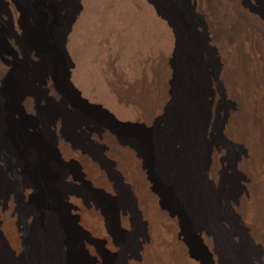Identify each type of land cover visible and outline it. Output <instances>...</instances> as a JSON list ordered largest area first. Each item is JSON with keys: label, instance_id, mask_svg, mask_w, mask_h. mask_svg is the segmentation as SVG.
<instances>
[{"label": "bare ground", "instance_id": "6f19581e", "mask_svg": "<svg viewBox=\"0 0 264 264\" xmlns=\"http://www.w3.org/2000/svg\"><path fill=\"white\" fill-rule=\"evenodd\" d=\"M38 1L29 14L30 21L39 24L35 30L23 26L26 20L24 7L16 1L11 4L13 20L17 29L21 28L29 35L28 54L33 58L47 63L55 53L63 56L61 90L69 101L73 102L70 91L80 94L75 87L83 80L91 90L95 89L108 99L118 116L133 117L147 127L162 121L170 130V136L163 144L155 143V140L152 143L145 130L136 138L105 134L107 156L120 179L117 180L127 184L132 192L130 199L116 205L110 217L123 229L133 228L135 236L130 240L129 251L124 250L121 256L104 263L155 264V256L161 250L169 258L173 257L175 264H199L191 260L186 245L189 230L183 221L185 217L192 223L190 229L201 236L209 251L218 252L224 264H238L245 248L258 251L255 257L264 264V54L257 41L246 42L236 23L227 26L223 0H190L194 6L189 0H179L191 14L195 7L205 18L202 21L197 16L194 27L207 34L205 50L189 39L191 29L185 27L173 0H130L128 9L141 11L149 19L151 31H155L161 41L157 54L142 59L134 57L139 73L133 81L129 77L130 71L122 73L117 68L118 59H121L118 51L124 38L130 35V28L119 22V11L117 16L109 18L106 26L112 49L118 51L106 52L103 61H98L99 66L90 56L89 70L86 75H81L83 70L81 72L78 64H73L69 58L75 46L71 33L73 30L78 32L83 22H91V0H68L69 9L63 14L58 9L60 0H49L47 4L44 0ZM232 1L236 10L248 7L246 0ZM94 2L102 3L101 0ZM106 3L101 7L106 14L111 13L114 1ZM43 9L53 15V21L51 17L48 20ZM250 18L264 29V12ZM207 54L213 57L211 63L205 59ZM126 64L131 65L129 61ZM72 68H75L73 72ZM7 72V69L2 73L0 70V81L5 78L7 82L0 103V162L9 167V177L15 182L13 194L27 203V208L19 218L13 196L6 191L9 178L0 168V228L5 234L4 237L0 231V264H74L76 258L83 264H95L91 256L97 253L90 246L94 239L84 228L104 237L106 247L112 250H115L114 242L120 247L123 243L115 233L114 242L108 236L109 218L101 203L97 201L91 207L89 199H79L62 191L64 180L71 179L61 171L65 166L63 158L82 159L84 168L93 172L98 180L96 185L103 190L109 192L118 186L109 182L102 166L82 156L74 145L65 143L70 138L62 127L64 115H54L51 120L55 134L49 146L31 135L25 125L16 123L14 116L24 109L30 111L32 107L29 98L32 85L26 72L17 74L10 81ZM37 79L46 89L54 75L46 71L37 75ZM223 83L228 102L220 108ZM220 111L219 122L215 123ZM212 130L218 137L209 142ZM230 142L237 145L238 152L228 161L227 168L243 181V184L238 181L231 190L219 178L225 147ZM26 163L36 167L34 176H26ZM55 168L61 174L53 173ZM162 183L173 188V198L182 211L172 207ZM36 198L40 199L39 204L33 202Z\"/></svg>", "mask_w": 264, "mask_h": 264}, {"label": "rangeland", "instance_id": "374dc122", "mask_svg": "<svg viewBox=\"0 0 264 264\" xmlns=\"http://www.w3.org/2000/svg\"><path fill=\"white\" fill-rule=\"evenodd\" d=\"M13 1L18 2L20 5L24 7L26 20L24 19L23 26L26 29H31V30H35L39 26V24L34 23V22L32 23V21H30V18H29L30 8L36 7L40 1L38 0H0V70H1V73L4 69H7L8 70L7 78H9V81H10L13 79L12 77H15L17 74L26 72L29 75L28 80L30 84L32 85V93L29 94V98L31 97L30 98L32 101L31 109L33 108L32 109L33 111H31V109L30 111H27V110L25 111L24 109L23 112L20 111V114L15 115L14 119L16 123L25 125L27 128V131L31 135H36L39 141L43 142L44 145L49 146L51 144V138L53 134H55L54 128H52V125H51V122H52L51 120L54 115H59V114L64 115L65 120L63 121L62 127L65 130V132L69 135V138H70V140L65 141V143L71 146L74 145L75 147L78 148L77 151L82 152V156L89 158L93 163L97 164L98 166L100 167L102 166L105 169V170L103 169L102 171H104L107 174L109 182L111 184L113 183L117 184L118 188L117 189L113 188L112 189L113 192L112 191L108 192L105 189L103 190L102 187H99L96 185V182H98V180L95 179L93 172L87 171L86 168H84L86 166L84 165V162L82 159L78 157L76 158L71 157L69 160L68 159L65 160V158H63L64 160L63 162L65 166L62 167L61 171L66 172L68 175H70L71 179L68 180L66 178L64 180L65 184L62 187V191H65L67 194H74L76 195L75 197L79 199H83V200L89 199L90 201L88 200V203L89 205L92 204L90 205L91 207L97 201L101 203L103 206V211L105 210L104 212L106 213L107 218H109L107 220V222L109 223V225L107 223L108 236L114 242V233H115L123 243L122 245L123 247L122 246L120 247L114 242L113 246H115V250H112L109 246L106 247L107 241L104 237H99L98 235L91 234L92 233L91 230L84 228V230L86 231L88 230L87 231L88 234L90 232L89 234L90 237L94 239L92 245L90 244V246H92V248L95 249L97 254L92 255L91 258L94 260L95 264H106L104 263L105 260L106 262H109L112 259H116L118 256H121L124 250L129 251L130 249L129 243L132 237L134 238L135 231L133 228L128 230L127 228L123 229L120 226H117L116 224L118 223L114 222L115 223L114 224L113 219L110 217L111 211L115 209L117 204L124 202L126 198L130 199L129 195H130L131 190L129 189V186L127 184L117 180L119 179V177L117 173L115 172L114 167L111 166V162H112V161L110 162L111 159L107 156L108 146L106 143L107 140H105L106 138L105 134L108 133L112 136L119 135V136L126 137V138L127 137L136 138V137L141 136L143 134V131L145 130L146 132L145 135L146 137L151 139V142L152 140H155V143L157 142L158 144H163L170 136L169 127L167 126V123H163L162 121H160L156 126L147 127L143 123L133 119V117L124 119L123 117H121V115L118 116L117 112H114L115 110L112 109V105L108 101V99L96 93L95 89L92 88L91 90V88H89L90 86L88 85V83L84 82L83 80L80 81L78 87L71 81L73 83V86L77 87V88L75 87V89L80 94L78 95L74 91H70L69 94L72 95L73 102L69 101V98H66L63 94L64 92L61 90L62 69H63L62 57L63 56L61 57V55H59L58 53H55L51 61H48L47 63H41L39 59L33 58L30 54H28L29 48L31 47V39L29 35L26 34L25 31H23L21 28L17 29L15 25L12 12H11L12 11L11 4L13 3ZM48 1L49 0H44V3L47 4ZM101 1L102 3H98V2L96 3L94 2V0L89 1L90 2L89 9L91 11L89 12V19L93 23L87 21L86 19L85 21L87 22H83L81 24V27L79 28L78 32L76 31L74 33V30L72 31L71 35H72V38L74 39L75 46L73 48L74 49L73 55H69V58L71 61H73L72 62L73 64H78L81 72L83 70L84 73L82 72L81 75H84V74L86 75V72H88L89 67H90V64H89L90 56L94 57V62L96 64L98 63V61H100L99 63L103 61L102 59L105 58L106 52H108L109 54H113L112 53L113 51H118L114 49V47L112 49L113 45H112V42L110 41L111 37L109 38V36L111 35L108 32L109 28H106V26L108 25L110 21L109 18H111L112 16L115 17L116 13L119 11L120 12L119 22L122 25L128 26V28H130V35L128 38H124L123 46L118 51L121 59H118V62L119 61L120 62L119 63L117 62V68H119V71L120 72L122 71V73H126L130 71V73L132 74H129V77L133 81L135 79V74L139 73L138 62L136 63V66L134 65V61H135L134 57H136L137 59H142L145 56L155 55V53L157 54L158 52L157 50H159L158 47L161 42L160 37H158V34L155 33V31L152 32L153 29H151L150 27L149 19L146 18L141 11L132 12V10L128 9L129 8L128 5L131 4L130 2L132 0L131 1L130 0H113L114 1V4L112 6L113 9H111V13L107 12V14H106V11L103 9V7H101V5H106L107 4L106 2L108 0H101ZM173 1H174L173 6L181 14L185 27L187 29H191V31L188 32L189 39L193 41L195 45L200 46V48L204 49L205 44L208 42L207 34L202 33V31H200L198 27L197 28H194V27L198 21L197 16L202 18V21L205 20V18L201 16V14H199L195 10V7H192L194 9H193V13L191 14L184 5H181V2L179 0H173ZM246 1H247L246 3L248 7H244L241 10H236V7L232 0H223L224 8L226 10L225 19H226L227 26H232V24H230L231 22L236 23L237 28H239V30H242L241 32L242 34H244V38L246 42L257 41L258 48L260 46L259 49L264 54L263 26L260 23L259 24L255 22L253 23V20L250 18L252 16L258 17L260 12H264V0H246ZM41 2L43 3V1ZM189 3L191 4L190 0H189ZM91 4H94V5H91ZM69 5H70V2L68 0H60L59 7H58L59 12L63 14L65 11L69 9ZM192 5L193 4H191V6ZM42 12L43 14H46L48 16L49 21H50V17L51 19L53 18L52 17L53 15L51 16L46 9H43ZM93 16L94 18H92ZM232 17L234 19H232ZM83 24H85V26H83ZM259 26L262 29H260ZM96 39H98V41H95ZM111 50L113 51L111 52ZM124 58L128 60H125ZM205 59L206 61L211 63L212 62L211 60H213V57L211 56V54H207L205 55ZM78 61L80 63H78ZM126 61H129L131 65L128 66L126 64ZM99 63H98V66H99ZM74 69L75 68H72L71 71L73 72ZM46 71H51L54 75V80L51 81V84L49 86L50 88H52V90H50L49 87L45 89V86L43 87V85L37 79V75L40 76L42 75V73H45ZM98 71H99V68H98ZM247 79L249 82L252 81L249 78ZM5 80H6L5 78H2L0 81V103L3 102V99H4L3 90H4L5 84H7ZM12 84L13 82L10 83L11 86ZM225 87L226 86H224V83H223L222 84V89H223L222 94L223 95H222V98H220L219 100L220 105L218 104L220 108L225 106L228 102L227 88ZM83 94L84 95L86 94V95L83 96ZM15 95L16 94L14 92L13 98H15ZM104 98L106 101L105 100L103 101ZM223 100H226V102ZM108 103L110 104V106ZM1 115H2V111L0 110V118H1ZM218 115L214 119L215 123L219 122L221 111L218 113ZM98 131H101V132L99 133ZM211 133H212V136L209 137V142H214L215 139H217L218 134L215 131ZM147 148H151V147L147 146ZM225 148H226L225 149L226 152L224 153L225 155H223V158H222V167H221L222 171L220 170L219 178L222 183H225L226 188H229L231 190L233 186H236L235 184H237L238 181L241 184H243V181L239 179V176L233 170H229L227 168L228 161L236 154V152H238L237 145L230 142L229 144H227ZM151 159H152V156H151ZM25 165H26L24 167L25 172L28 173V175L26 174V176H29V177L34 176L36 174V167L32 165L31 163H26ZM0 168L4 170V172L7 174V177L9 178V180L6 182V188H7L6 191L9 192L11 196H13L14 203H15L14 205L15 207H17L16 208L17 216L21 218V216L26 211L27 203L23 202L19 197L13 194L14 188H15V182L14 180H11V178L9 177V172H8L9 167H7L5 163L0 162ZM61 171L59 172V170L55 168L53 170V173L61 174ZM162 186H163V192L167 196L172 207L177 210L182 211L180 204L173 198V194H174L173 188L166 183H162ZM1 195L2 193L0 192V201H1ZM39 201L40 199L36 198L33 202H35L36 204H39ZM118 217H119V214H118ZM183 221H185L186 228L187 230H189L188 231L189 234L186 237V245H187L188 250L191 252V260L199 264H224L218 252L213 253V251H209L207 246L202 241L201 236L195 233L193 229L192 230L190 229L192 225L190 219L183 217ZM113 226L115 227L117 226L116 229L113 228ZM114 229L117 231H115ZM0 231L5 237V234L2 228H0ZM243 250H244V256L242 258L244 259L242 260L241 258L238 264H261L257 260V257H255L256 252L258 251H255V249H252V248H245ZM155 257H156V260H155L156 263H161V264L163 263L164 264H175L176 263L173 257L169 258L161 250L157 253ZM62 259L65 260L66 258H62ZM71 264L73 263L71 262ZM74 264H83V263L80 259L76 258V261L74 262ZM86 264H89V263H86Z\"/></svg>", "mask_w": 264, "mask_h": 264}]
</instances>
